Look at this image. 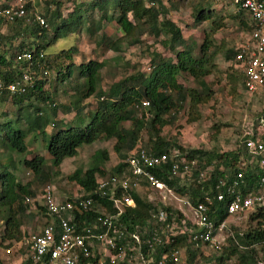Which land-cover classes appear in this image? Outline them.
Returning a JSON list of instances; mask_svg holds the SVG:
<instances>
[{"label": "trees", "instance_id": "1", "mask_svg": "<svg viewBox=\"0 0 264 264\" xmlns=\"http://www.w3.org/2000/svg\"><path fill=\"white\" fill-rule=\"evenodd\" d=\"M148 1L152 3L145 5L143 0H93L89 5L91 8L97 7L100 15L97 20L92 19L89 26L85 27L88 35L91 36L95 30L101 32L103 23L113 20L122 32V36L115 40L100 33L99 39H96L98 46L104 47L106 44L119 50L125 42L127 45L138 43L139 34L147 33L156 37L167 36L161 40L162 45L175 51L174 61L165 59L156 52L151 58V70L148 73L139 70L127 73L109 84L107 88L98 86L100 70L106 60L89 59L75 63L73 55L78 51L75 46L61 49L54 54L45 52V48L54 41L75 29H82L85 18L80 13L81 10L78 9L77 13L76 10H72L67 17H64L60 12V3L56 2L55 8L48 10L49 12H39L45 24H39L33 20L31 13L14 20H7L0 16V29L5 27L8 30L7 33L0 30V47H5L6 43H10L13 39H19L13 51H10V43V47L0 52L1 81L8 83L22 79V69H18L13 61L15 52L31 50L34 57L38 56L40 50L44 52L43 57H36V60L34 58L31 70L34 79L32 84L27 86L26 91L11 94L3 89L0 92V103L7 107L0 113V148L5 147L23 155L27 151L25 142L27 136L32 134L33 139L39 136V141L51 156V164L58 168L64 158L75 156L82 145L91 144L98 139L113 138L114 151L122 158L126 157L137 144L140 132L145 130L148 133L146 147L154 154L166 152L170 157L165 163L149 167V171L179 195L188 192L192 204L203 200L205 194L214 196L217 182L229 181L240 171L245 178L246 187L256 189L258 187L256 183L262 173L258 168L262 156L251 154L242 140L239 144L241 149L235 148L228 151L185 149L180 146L176 138L169 140L161 134V128L168 122L167 116L176 113L185 102L188 103V121L200 118L199 104L209 100V88L203 80L216 68L214 57L218 52V47L213 45L212 35L216 29L224 25L222 17L215 16L209 1L199 0L193 5L194 21L198 23L209 20L211 23L209 32L205 33L199 46L200 56L195 58L191 49L184 44L178 25L166 17L167 9L161 1ZM156 2L158 6H154ZM27 7H32L30 1L27 2ZM109 7L111 12L108 11ZM237 11L246 15V20L243 17L244 20L241 23L250 30L247 13L244 10ZM75 25L78 28H74ZM177 46H182V48L176 50ZM7 52L9 56L6 55ZM235 54L236 48L223 51L226 60L231 57L234 60ZM40 66L42 70L43 68L55 70L56 76L54 78L48 74L42 76ZM76 68L74 88L61 91L66 94L71 90L67 94L71 98L67 102H57L55 97L58 93L56 90L58 81L72 78ZM181 72L188 73L198 80L202 90L183 86L178 81V75ZM239 74L240 76L232 72L230 78L240 77L242 79L240 71ZM80 78L84 80L81 87ZM89 96L96 97V104L93 110L85 112L86 108L82 102ZM143 100L149 101V106L141 111L144 119L140 118L139 112L134 108L135 103ZM60 112L71 113V116L68 119L59 118L57 114L59 115ZM125 122L129 125L125 126ZM260 123L264 125L263 119H260ZM172 151L175 153L172 154ZM92 158L94 164L83 170L78 168L74 174L68 176L93 200L88 211L82 214L75 212V221L79 223L83 220L93 221L99 214L97 210L99 206H104L106 212H114L111 202L98 197L95 193L97 178L105 174L102 165L109 158L108 152L106 149H96ZM181 158L195 161L190 174L182 176L183 178L170 170L171 161ZM19 161L30 168L36 178H49V173H52L46 168L42 156L33 155L29 159L24 158ZM5 164L0 159V210L4 211L2 237L20 240L23 218L27 209L30 210L31 207L30 201H26V198L32 199L35 192L29 182H20L14 172L9 170L8 164ZM207 165H212L207 174L208 177L198 180L200 172ZM124 166L123 162H119L111 172L115 170L121 172ZM182 179L189 182L181 183ZM131 195L135 203L132 207L124 208L120 219L121 228L126 231L139 232L141 226L146 223L158 206L156 202L148 201L135 191ZM225 205L224 202L215 199L210 204L209 216L213 217L216 226L229 215ZM36 207L43 212L46 219L49 218L41 201L40 204H36ZM164 207L176 218L182 216L178 209L171 206ZM250 217L256 219V225L242 234L235 232L236 240L232 237L227 238L228 244L221 246L220 254L212 256L215 260L214 264H224L231 258H234V264H264V253L258 257L253 246L259 244L261 250L264 251V205L257 206ZM183 242L184 237L179 236L166 247H178L183 245ZM188 254L190 257L195 255L189 250ZM97 258L98 256L91 255L79 260L76 264H94ZM29 261L32 263L30 258ZM43 264H48V262H43Z\"/></svg>", "mask_w": 264, "mask_h": 264}, {"label": "rangeland", "instance_id": "2", "mask_svg": "<svg viewBox=\"0 0 264 264\" xmlns=\"http://www.w3.org/2000/svg\"><path fill=\"white\" fill-rule=\"evenodd\" d=\"M32 9L37 12H45L55 8L56 2L60 3L61 15L67 17L72 10H81L85 20L83 21L82 29H75L73 32L67 33L64 37L54 41L45 48V52L54 54L61 49H66L70 46H75L78 51L73 55L75 63L87 61L89 59L106 60L105 65L100 70L99 87L107 88L109 84L117 81L127 73L136 71L149 72L151 58L154 54L159 53L165 57L175 54V51H170L166 47L160 45L159 39L151 37L149 34L140 33L139 42L134 45H127L126 42L119 50L113 49L109 45L104 44V47L96 44V39H99L100 33H104L111 40L122 36L121 29L115 21L103 23L100 32L95 30L92 35L85 30L89 26V22L100 15L98 8H91L89 5L93 0H29ZM145 5L152 1L143 0ZM161 4L167 9L166 17L173 20L183 30L187 48L191 49V53L196 56L198 52V44L203 41L205 33L209 32L211 23L209 20L195 22L193 5L199 0H160ZM209 1L215 16L222 17L224 25L213 32V45L218 47L214 57L216 65L215 70L207 75L203 83L209 88V100L199 104L200 118L195 121H188V103H183L182 107L176 113L167 116V124L161 128V134L165 138L172 140L177 139V142L185 149L200 148L206 150L218 149L219 151H228L235 148H240V140L248 134H257L264 125H261L260 119L264 121V87L259 88L255 92H247L242 85V79L230 78V74L234 72L240 76L239 68L234 65L232 57L226 60L223 56L225 49H235L249 35V29L244 26L241 21L243 17L246 20V15L238 13L237 8L230 0H202ZM154 6H158L156 2ZM108 11L111 12L110 7ZM49 12V11H48ZM87 19H86V17ZM214 16V17H215ZM74 28H78L77 25ZM1 32L7 33L5 27H1ZM88 33V34H87ZM33 39L32 36H29ZM161 38V37H158ZM109 39V40H110ZM19 39L11 40L6 43L5 47H0V52L10 47L13 51L14 46L18 44ZM108 44V43H107ZM178 49V48H177ZM213 49V48H212ZM9 56V52L6 53ZM33 74V72L31 71ZM77 68L74 76L65 81H58L57 102H67L71 97L61 92L63 89L68 90L74 88V78L77 75ZM48 75L51 78L56 76L55 70L48 69ZM234 76V75H232ZM237 78V77H235ZM80 80V87L84 80ZM178 81L183 86L189 88L194 87L202 90L198 80L194 79L188 73L181 72L178 75ZM174 95V94H173ZM85 105V112L93 110L96 104V97L89 96L82 102ZM7 107L0 103V113ZM140 118H143L141 116ZM59 118L68 119L70 113H59ZM144 119V118H143ZM141 119V120H143ZM128 126V122L124 123ZM33 135H28L25 142L27 144L26 153L17 154L5 147L0 148V159L4 161L9 170L14 172L17 179L22 183L29 182L34 189L35 196L30 202V210L27 209L26 215L22 223V237L20 240H10L2 237L4 224V211L0 210V264H33L29 261V238L35 234L44 224L46 218L43 212L37 209L36 204H40L41 190L46 183H51L56 188L60 197H71L74 194L82 192V188L75 182L69 179V175L74 174L76 169H85L93 163L92 154L96 149H106L108 152V160L103 163L102 168L105 174H109L114 166L119 162H123L122 158L113 149L114 139H98L92 144L82 145L75 156L66 157L58 168L51 164V156L42 146L40 137L33 139ZM136 145L146 147L148 145V133L145 130L140 132V137ZM135 145V146H136ZM147 148V147H146ZM241 149V148H240ZM175 151H172V153ZM33 155L42 156L44 164L49 171V178H36L30 168L21 164L19 160L31 158ZM180 160V159H179ZM185 160V158H184ZM187 161V160H186ZM212 165H207L203 168V173L207 176ZM180 176L181 174L178 173ZM185 176V175H183ZM180 178H183L182 176ZM187 180H181V183ZM172 193L166 190H151L150 188H142L139 194L145 198L150 196L155 200L157 206H171L172 208L187 212L186 201L189 199V193L179 195L171 189ZM256 207H252L245 211L229 214L224 220L222 227L216 230V244L206 246L203 249L200 264H214V255H219L221 246L227 245V238H234V233L242 234L244 231L256 225V219L250 217L251 213L255 212ZM38 211V212H37ZM41 211V212H40ZM236 238V237H235ZM234 238V239H235ZM233 239V240H234ZM236 240V239H235ZM256 249L258 257L262 256L264 251L261 250L259 244L253 245ZM210 257V259H206ZM224 264H234V258L227 260ZM261 264V263H258Z\"/></svg>", "mask_w": 264, "mask_h": 264}, {"label": "built area", "instance_id": "3", "mask_svg": "<svg viewBox=\"0 0 264 264\" xmlns=\"http://www.w3.org/2000/svg\"><path fill=\"white\" fill-rule=\"evenodd\" d=\"M28 1L0 0V16L14 20L31 13L33 20L45 24L39 12L27 7ZM230 1L237 10L247 13L251 26L249 36L236 48L234 65L242 74L243 88L252 93L264 87V0ZM43 56L42 50L35 57L31 50L15 52L13 61L18 69H22V79L8 83L0 79V92L3 89L11 94L26 91L34 79L31 73L34 58L36 60V57ZM40 68L42 76L48 74L47 69ZM148 106V100L134 104L139 113ZM242 142L251 154L262 156L258 164L262 173L256 189L246 187L240 171L229 181L217 182L214 196L205 194L203 200L193 204L187 200V212L179 210L181 217L173 216L162 203L151 213L139 232L122 229L121 215L125 207L134 206L131 195L134 191L139 194L142 188H150L172 193L171 188L148 169L168 161L170 157L166 152L154 154L148 148L136 145L123 160L125 166L121 172L115 170L99 176L95 193L111 202L114 212H106L104 206H99V214L93 221L83 220L79 223L74 215L75 212L82 214L89 210L93 201L90 195L82 191L71 197H60L54 185L46 183L41 190V202L49 218L37 233L30 236L29 258L33 264L46 261L48 264H76L91 255L98 256L94 264H200L203 249L217 243L216 230L223 225L222 221L216 226L213 217L209 216L210 204L214 199L226 204L228 214L264 205V127L257 134L243 137ZM194 165V160L181 158L171 161L170 170L181 176L188 175ZM205 177L208 175L205 176L202 171L198 180ZM147 200L155 202L150 196ZM26 201L33 200L26 198ZM179 236L184 237L183 245L166 247ZM188 250L195 255L190 257Z\"/></svg>", "mask_w": 264, "mask_h": 264}, {"label": "crops", "instance_id": "4", "mask_svg": "<svg viewBox=\"0 0 264 264\" xmlns=\"http://www.w3.org/2000/svg\"><path fill=\"white\" fill-rule=\"evenodd\" d=\"M171 20V19H170ZM114 21V20H113ZM173 21V20H172ZM174 22V21H173ZM175 23V22H174ZM176 24V23H175ZM179 28H180V30H181V34H182V37H183V40H184V44L185 45H187L188 46V43L186 42V39L187 38H185V35H183V30H182V28L180 27V26H178ZM147 34V33H146ZM151 37H154L155 39H159V42H160V45L163 47V45H162V43H161V40H164L165 38H167V36H163V35H159V36H154V35H150ZM158 37H161V38H158ZM202 43V42H201ZM198 46H200V44H198ZM165 47V46H164ZM178 48V49H177ZM182 48V46H177L175 49L176 50H180ZM168 50H170V49H168ZM171 51V50H170ZM198 52H199V54H196V56L195 55H193L195 58H198L199 56H200V51H199V47H198ZM162 57H164L165 59H170V60H172V61H174L175 60V57H174V55H173V57H171V56H167V57H165L164 55H162ZM150 70H151V67L149 68ZM149 70V71H150ZM70 116H71V113H70ZM69 116V117H70ZM92 144V143H91ZM84 145H86V144H84ZM62 163V162H61Z\"/></svg>", "mask_w": 264, "mask_h": 264}]
</instances>
